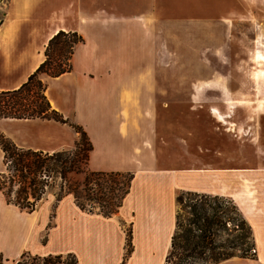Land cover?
<instances>
[{
  "label": "crops",
  "instance_id": "crops-1",
  "mask_svg": "<svg viewBox=\"0 0 264 264\" xmlns=\"http://www.w3.org/2000/svg\"><path fill=\"white\" fill-rule=\"evenodd\" d=\"M13 1L24 7L14 10L17 19L12 10L0 26V91H13L27 82L45 61L48 42L58 32H77L85 43L76 48L73 70L57 78L42 76L46 95L53 109L88 133L93 144L91 171L132 173L134 179L123 206L110 218L82 211L71 194L54 209L48 205L42 212L28 213L9 205L0 191V264H13L25 253L73 254L78 264H166L181 192L231 198L252 228L259 258L264 244L263 158L245 175L240 168L226 170L219 154L216 167L199 169L176 167L160 155L161 89L149 69L158 65L155 35L161 20L172 19L161 11L159 0H88L87 10L85 0H70L50 16L37 13L48 0ZM17 126L25 128V136L45 141L24 147L16 143L17 135L11 139L26 149L69 151L78 141L72 127L54 121L0 119V130L8 136ZM53 131L73 135L72 146L55 148L62 138L53 137ZM226 176L232 177V192ZM127 227L133 250L124 263ZM236 259L249 261L233 258L221 264Z\"/></svg>",
  "mask_w": 264,
  "mask_h": 264
},
{
  "label": "rangeland",
  "instance_id": "rangeland-1",
  "mask_svg": "<svg viewBox=\"0 0 264 264\" xmlns=\"http://www.w3.org/2000/svg\"><path fill=\"white\" fill-rule=\"evenodd\" d=\"M68 1L48 0L37 13L50 16ZM159 6L173 20H161L155 35L158 65L149 69L161 89L160 155L176 167L199 169L216 167L219 154L226 170L240 168L248 175L257 160H264V0H159ZM20 7L24 4L0 0V26L12 10L17 19L14 10ZM25 132L17 126L8 130L12 136L5 135L13 141L17 135L16 143L24 147L45 142ZM51 134L62 138L55 148L72 146L73 135L67 131ZM73 180L81 183L84 175ZM225 181L232 192V177ZM242 183L248 187L247 181ZM52 184L36 208L39 212L48 205L54 209L63 193L60 178ZM255 251L254 260L229 264H264V244L259 258Z\"/></svg>",
  "mask_w": 264,
  "mask_h": 264
},
{
  "label": "trees",
  "instance_id": "trees-1",
  "mask_svg": "<svg viewBox=\"0 0 264 264\" xmlns=\"http://www.w3.org/2000/svg\"><path fill=\"white\" fill-rule=\"evenodd\" d=\"M84 43L77 32H58L48 42L45 61L27 82L19 89L0 91V119L54 121L72 127L79 135L73 150L48 153L19 147L0 131L4 165L0 191L9 205L22 211H36L56 178L61 179L63 192L57 203L71 194L82 211L96 213L97 207V213L107 218L119 212L130 193L134 174L90 170L93 144L88 133L52 108L46 95L47 85L41 79L44 75L57 78L71 72L76 48ZM81 174V183L73 180ZM177 203L181 209L177 212L166 264H221L233 258L255 259L251 255L256 248L252 228L231 198L183 192ZM126 232L124 263L133 250L132 231L129 228ZM13 264H78V260L73 254L39 257L25 253Z\"/></svg>",
  "mask_w": 264,
  "mask_h": 264
}]
</instances>
